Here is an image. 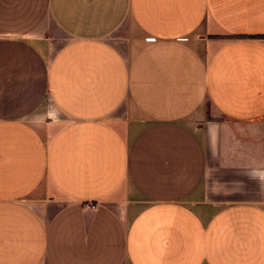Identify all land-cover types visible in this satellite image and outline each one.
Here are the masks:
<instances>
[{"label":"crops","instance_id":"0c3cea01","mask_svg":"<svg viewBox=\"0 0 264 264\" xmlns=\"http://www.w3.org/2000/svg\"><path fill=\"white\" fill-rule=\"evenodd\" d=\"M0 264H264V0H0Z\"/></svg>","mask_w":264,"mask_h":264},{"label":"rangeland","instance_id":"374dc122","mask_svg":"<svg viewBox=\"0 0 264 264\" xmlns=\"http://www.w3.org/2000/svg\"><path fill=\"white\" fill-rule=\"evenodd\" d=\"M53 32L55 34H59L60 33V30L55 26L54 29H53Z\"/></svg>","mask_w":264,"mask_h":264}]
</instances>
